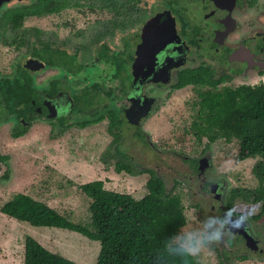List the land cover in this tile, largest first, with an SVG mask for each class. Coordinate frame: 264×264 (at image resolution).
Returning <instances> with one entry per match:
<instances>
[{
    "label": "flooded vegetation",
    "instance_id": "1",
    "mask_svg": "<svg viewBox=\"0 0 264 264\" xmlns=\"http://www.w3.org/2000/svg\"><path fill=\"white\" fill-rule=\"evenodd\" d=\"M36 1L9 0L1 16ZM109 2L80 0L79 6L30 17L52 18L66 10L79 9L85 11L83 16L95 18L83 29L74 24L63 38L58 30H49L50 33L38 25L29 32L23 30L24 25L6 31L14 35L11 43L23 40L22 45L11 46L12 53L19 52L18 56L8 53L9 59L4 60L0 56V116L11 118L4 127L7 131H22L19 137H24L42 124L50 135L58 137L80 123L103 118L95 124L107 121L108 131L111 127L119 136L131 132L156 149L148 136L151 119L179 98L193 112L190 101L200 98L193 85L178 87L182 73L205 71L214 84L199 86L203 93L244 85L264 86V0H143L137 5L123 4L121 0ZM172 26L173 37L167 36L166 45L156 47L154 36L162 27ZM41 36L48 39L41 41ZM86 36L89 41L78 45V41H87ZM24 47L28 49L26 53L22 52ZM1 64H11V72H3ZM8 90L15 91L16 98L11 95L7 99ZM149 100L153 101L152 109L144 116ZM129 139L124 135L120 140ZM210 147L207 144L198 158L183 157L189 161V179L196 176L201 180L199 185H187L186 191L198 185L202 195L212 197L211 215L231 209L234 218L244 221L241 228L224 237L221 247H227V242L231 249L244 247L246 251L235 256H246L243 260L264 254V232L257 233L254 228L256 222L264 223V218L257 221L252 214L245 218L234 210L235 202L228 207L234 188L229 190L230 178H208V172H216ZM129 161L136 165L134 157ZM9 162L0 159V173ZM201 214L202 208L197 221L203 224L206 217ZM229 253L221 251V264Z\"/></svg>",
    "mask_w": 264,
    "mask_h": 264
},
{
    "label": "rangeland",
    "instance_id": "2",
    "mask_svg": "<svg viewBox=\"0 0 264 264\" xmlns=\"http://www.w3.org/2000/svg\"><path fill=\"white\" fill-rule=\"evenodd\" d=\"M82 12L85 11L73 9L52 18H27L23 30L29 32V28L38 25V28H45L47 32L58 30L63 38L69 35L74 24L83 29L95 20L92 16L90 19L87 15L83 16ZM2 35H4H0L2 59H7L8 53L13 57L16 54L18 56L19 52L12 53L11 48L19 43H11L14 35L10 32ZM86 38L87 41H78L77 44H86L90 37ZM47 39L48 36H41V41ZM27 51L25 47L22 49V52ZM1 67L5 73L11 72V64H1ZM184 102L185 100L181 98L175 100L172 107L159 112L148 123L147 128L150 131L148 136L156 144V149L138 140L133 133L122 132L121 136L130 137L128 141H121V148L127 156L134 157L136 165L130 163L135 175L125 172L118 174L115 171L118 158L115 155V144L112 143L113 137L108 131L107 121L84 128L73 127L58 137L50 135L43 129L42 124L18 139L9 137L7 129H1L0 153L8 156L10 162L8 167L4 164L6 168L2 167L0 177L9 168L10 179L8 182L0 180V264H24V242L27 236L35 238L48 250L78 264H96L101 252L99 242L73 231L38 228L19 222L3 214L2 207L16 195H29L53 208L71 222L88 225L91 222L90 200L82 193L80 185L103 181L106 189L129 194L140 200L148 194L146 184L150 174L146 170L156 171L164 178L168 191L181 196L187 220V225L181 232L201 227L202 224L197 221L198 210L202 208L201 215L206 218L207 215L211 216L209 211L213 200L211 196L202 195L198 187L201 180L196 179V176L189 179L192 175L189 161H185L183 157H200L208 144V139L203 138L198 142L192 132H189L194 115L190 106H184ZM7 120L11 118L7 116ZM239 148L240 144L236 138L231 142L221 138L212 143L209 152L213 156L216 172H208V178H217L220 175L230 178L229 190L232 188L254 190L258 186L257 178L253 174L256 159L239 161ZM189 184L198 185L195 186V190L186 191ZM259 207L237 199L234 210L249 218L251 214L256 215L260 211ZM262 227L263 222L254 224L257 233L258 230L264 232ZM262 241L264 242V239ZM226 244L227 247H221V242L214 246L207 245L195 257L202 264H221V251L227 250L231 253L224 264H264V254H254L253 258L247 260L238 259L235 256L245 252L244 247L241 250L237 246L231 249L229 242Z\"/></svg>",
    "mask_w": 264,
    "mask_h": 264
},
{
    "label": "trees",
    "instance_id": "3",
    "mask_svg": "<svg viewBox=\"0 0 264 264\" xmlns=\"http://www.w3.org/2000/svg\"><path fill=\"white\" fill-rule=\"evenodd\" d=\"M121 1L137 5L143 0ZM79 5L80 0H37L29 6L3 14L0 29L5 34L8 29H21L27 18L42 17L49 11L61 12ZM19 44L22 45L23 40ZM207 83L214 84V81L205 71L182 73L178 87L193 85L200 97L190 101L194 116L189 132L198 142L207 138L208 144L221 138L227 142L236 138L240 144L239 161L256 159L253 174L258 181L257 188H234L228 197V207L237 199L260 206V211L253 214L254 220L260 221L264 218V87L244 85L238 89L201 92L199 86ZM11 95L16 98V92L9 91L7 99L10 100ZM102 119L80 123L79 127L84 128ZM109 133L115 137L114 150L118 158L115 171L135 175L130 157L121 148L122 136L111 127ZM12 135L18 137L23 132ZM0 159L7 162L9 157L0 156ZM147 172L150 174L146 184L148 194L140 200L106 189L103 181L80 185V190L90 200L91 222L88 225L75 224L45 203L24 194L16 195L2 207L1 212L33 227L73 231L100 242L101 252L96 264H160L159 260H163V264H202L195 256L166 257L162 253V242L187 225L185 207L181 196L168 191L166 182L156 171ZM24 249V264H78L48 250L31 236L26 237Z\"/></svg>",
    "mask_w": 264,
    "mask_h": 264
},
{
    "label": "clouds",
    "instance_id": "4",
    "mask_svg": "<svg viewBox=\"0 0 264 264\" xmlns=\"http://www.w3.org/2000/svg\"><path fill=\"white\" fill-rule=\"evenodd\" d=\"M6 123L7 115L4 114L0 116V125L3 124L0 131L1 129H7L4 128ZM12 134V131L8 132L9 137L15 139L22 138V136L13 137ZM0 155L2 154L0 153ZM8 177L10 179L9 169L0 177V180L8 182ZM230 221L231 226H229ZM243 224V220L233 217L231 210H227L223 214L211 215L203 221V224L199 228H192L182 232L177 231L176 233L171 234L162 242L160 246L161 251L166 255V257L184 258L195 256L200 253L202 248L213 243L221 242L226 235L230 234L234 229L241 228ZM159 261L160 264H163V260Z\"/></svg>",
    "mask_w": 264,
    "mask_h": 264
},
{
    "label": "water",
    "instance_id": "5",
    "mask_svg": "<svg viewBox=\"0 0 264 264\" xmlns=\"http://www.w3.org/2000/svg\"><path fill=\"white\" fill-rule=\"evenodd\" d=\"M9 0H0V14L2 13V10L6 7L7 5V2ZM173 26L172 28H168L166 29L165 27H162L161 30L154 36V44H156V47L160 46L162 47L164 44L166 45V43L168 42V37L167 36H170V37H173ZM174 32H175V27H174ZM164 37H167V38H164ZM152 104H153V101L152 100H149L148 101V108L146 109L147 111H145L144 113V116H147L151 109H152ZM138 106V104L135 105V107ZM134 108V104L132 106V109ZM203 167L201 166V169ZM202 171H204V169H202Z\"/></svg>",
    "mask_w": 264,
    "mask_h": 264
}]
</instances>
